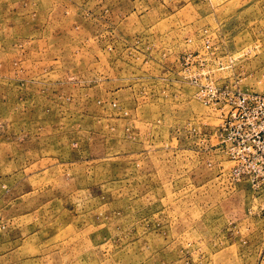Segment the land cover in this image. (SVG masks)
<instances>
[{
    "label": "rangeland",
    "instance_id": "obj_1",
    "mask_svg": "<svg viewBox=\"0 0 264 264\" xmlns=\"http://www.w3.org/2000/svg\"><path fill=\"white\" fill-rule=\"evenodd\" d=\"M230 92L264 0H0V264H264Z\"/></svg>",
    "mask_w": 264,
    "mask_h": 264
},
{
    "label": "built area",
    "instance_id": "obj_2",
    "mask_svg": "<svg viewBox=\"0 0 264 264\" xmlns=\"http://www.w3.org/2000/svg\"><path fill=\"white\" fill-rule=\"evenodd\" d=\"M220 123L221 143L236 178H253L255 190H264V94L230 92Z\"/></svg>",
    "mask_w": 264,
    "mask_h": 264
}]
</instances>
